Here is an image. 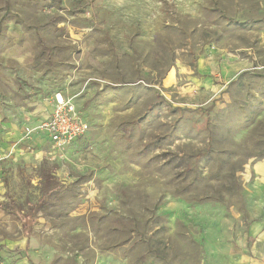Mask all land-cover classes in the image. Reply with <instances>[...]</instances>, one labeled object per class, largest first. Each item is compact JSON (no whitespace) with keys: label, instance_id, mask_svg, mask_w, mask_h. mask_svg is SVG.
I'll use <instances>...</instances> for the list:
<instances>
[{"label":"rangeland","instance_id":"rangeland-1","mask_svg":"<svg viewBox=\"0 0 264 264\" xmlns=\"http://www.w3.org/2000/svg\"><path fill=\"white\" fill-rule=\"evenodd\" d=\"M59 94L90 123L61 157ZM0 159V264H201L263 204L264 0H0Z\"/></svg>","mask_w":264,"mask_h":264},{"label":"crops","instance_id":"crops-1","mask_svg":"<svg viewBox=\"0 0 264 264\" xmlns=\"http://www.w3.org/2000/svg\"><path fill=\"white\" fill-rule=\"evenodd\" d=\"M53 104L48 117L42 123L51 116ZM41 132L45 135L46 144L51 151L50 156L55 154L57 157H61L55 151L48 133L42 130ZM56 156L54 157L56 158ZM46 159L49 160V158ZM259 169L264 172V168ZM5 176L0 163V204L7 202L4 186ZM262 202L263 204L257 208L258 211L251 217L245 219L240 217L227 221L217 219L213 226L204 228L200 234L203 251L201 264H264V199ZM4 208L5 206L0 207V219L5 214Z\"/></svg>","mask_w":264,"mask_h":264},{"label":"built area","instance_id":"built-area-1","mask_svg":"<svg viewBox=\"0 0 264 264\" xmlns=\"http://www.w3.org/2000/svg\"><path fill=\"white\" fill-rule=\"evenodd\" d=\"M40 130L48 133L55 151L61 156L90 131V123L73 97L59 94L54 99L51 116L40 125Z\"/></svg>","mask_w":264,"mask_h":264},{"label":"trees","instance_id":"trees-1","mask_svg":"<svg viewBox=\"0 0 264 264\" xmlns=\"http://www.w3.org/2000/svg\"><path fill=\"white\" fill-rule=\"evenodd\" d=\"M52 170V169H51ZM47 170L45 168L43 170V183H42V197L40 198L37 204H33L30 201H26L25 203L18 204L16 206L17 212L20 216V220L23 227V232L26 236H29L33 230V226L35 223L33 212L36 209H40L46 206L51 198L54 197L58 193L55 188L54 178L52 177L53 171Z\"/></svg>","mask_w":264,"mask_h":264},{"label":"bare ground","instance_id":"bare-ground-1","mask_svg":"<svg viewBox=\"0 0 264 264\" xmlns=\"http://www.w3.org/2000/svg\"><path fill=\"white\" fill-rule=\"evenodd\" d=\"M259 168H262L263 169L264 168V165H260Z\"/></svg>","mask_w":264,"mask_h":264}]
</instances>
